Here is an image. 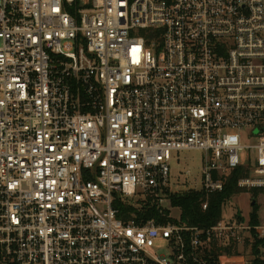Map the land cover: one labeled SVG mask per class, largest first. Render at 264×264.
I'll use <instances>...</instances> for the list:
<instances>
[{
  "label": "built area",
  "instance_id": "2783aa9c",
  "mask_svg": "<svg viewBox=\"0 0 264 264\" xmlns=\"http://www.w3.org/2000/svg\"><path fill=\"white\" fill-rule=\"evenodd\" d=\"M234 173L211 226L115 206ZM262 207L264 0H0L2 264H264Z\"/></svg>",
  "mask_w": 264,
  "mask_h": 264
},
{
  "label": "trees",
  "instance_id": "16d2710c",
  "mask_svg": "<svg viewBox=\"0 0 264 264\" xmlns=\"http://www.w3.org/2000/svg\"><path fill=\"white\" fill-rule=\"evenodd\" d=\"M239 174H232V180L230 184L222 191H216L213 193H207L202 190H190L182 193L172 194L171 202L174 207L181 210L180 221L193 226H211L222 218V212L225 203L233 195L243 191L237 188V179ZM257 191L254 195H257ZM207 202V208H203V204ZM117 208H120V216L127 222L134 219L138 224H142L149 220H155L157 223H165L169 220L168 215L170 211L162 209L156 204L143 206L139 209L133 208L130 205H126L124 202L117 201L115 203ZM257 206L252 212V222L258 221V215L256 213ZM0 264H2L0 259Z\"/></svg>",
  "mask_w": 264,
  "mask_h": 264
},
{
  "label": "rangeland",
  "instance_id": "374dc122",
  "mask_svg": "<svg viewBox=\"0 0 264 264\" xmlns=\"http://www.w3.org/2000/svg\"><path fill=\"white\" fill-rule=\"evenodd\" d=\"M200 155L201 152L200 151H188V152H182L180 153V157L181 158H186L189 157L191 159H187V160H182L180 162V165H175V168H185V169H189L191 171V173L198 177L195 181V183L200 184ZM232 175L229 177L228 179V184H230L231 180H232ZM183 180V179H182ZM190 182L192 183L193 180H190ZM191 183H188L187 181L183 182L180 181L179 187L178 188V192L177 193H182L185 192L186 190H188V188L191 187ZM198 188V187H197ZM191 189H189L190 191ZM257 196H255L253 193H242L239 192L236 195H233L230 199H228V201L225 203L224 208H223V212H222V217H229L233 210H239L241 213H244L246 216L248 215V213L250 212V208L249 205L252 202L253 198H255ZM262 198L258 197V200H261ZM163 208L170 211L171 215L173 218L175 219H180L181 216V210L177 207H174L171 200L166 199L163 204H162ZM261 213L262 216L264 218V207L261 208Z\"/></svg>",
  "mask_w": 264,
  "mask_h": 264
},
{
  "label": "water",
  "instance_id": "95a60500",
  "mask_svg": "<svg viewBox=\"0 0 264 264\" xmlns=\"http://www.w3.org/2000/svg\"><path fill=\"white\" fill-rule=\"evenodd\" d=\"M254 203H255V200H253L252 204H254Z\"/></svg>",
  "mask_w": 264,
  "mask_h": 264
}]
</instances>
